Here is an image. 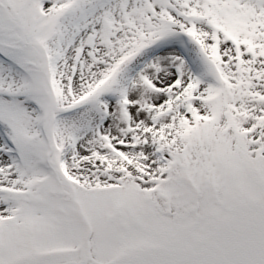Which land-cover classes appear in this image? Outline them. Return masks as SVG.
<instances>
[{"label":"snow or ice","instance_id":"1","mask_svg":"<svg viewBox=\"0 0 264 264\" xmlns=\"http://www.w3.org/2000/svg\"><path fill=\"white\" fill-rule=\"evenodd\" d=\"M0 264H264V0H0Z\"/></svg>","mask_w":264,"mask_h":264}]
</instances>
